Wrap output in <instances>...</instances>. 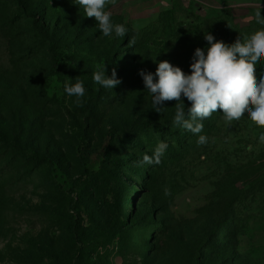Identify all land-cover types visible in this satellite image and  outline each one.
Segmentation results:
<instances>
[{"label": "rangeland", "instance_id": "374dc122", "mask_svg": "<svg viewBox=\"0 0 264 264\" xmlns=\"http://www.w3.org/2000/svg\"><path fill=\"white\" fill-rule=\"evenodd\" d=\"M22 1L25 12L0 0V264H264V128L247 113L229 125L218 110L201 121L208 143L198 146V135L173 124L176 101L153 109L140 75L164 60L191 74L207 33L232 44L264 27L244 20L258 8L264 15V0H115L106 10L124 37L103 36L74 0ZM39 30L70 73L54 70ZM104 65L121 81L113 89L93 80ZM255 75L264 76V60ZM77 79L86 89L79 103L64 92ZM161 141L171 146L161 163L134 164ZM79 150L115 179L86 176ZM226 212L237 240L194 262L197 241ZM163 228L174 231L162 238Z\"/></svg>", "mask_w": 264, "mask_h": 264}, {"label": "clouds", "instance_id": "9594fccd", "mask_svg": "<svg viewBox=\"0 0 264 264\" xmlns=\"http://www.w3.org/2000/svg\"><path fill=\"white\" fill-rule=\"evenodd\" d=\"M84 10L85 16L94 18L103 36L115 33L124 37L127 28L123 24H114L111 11L106 10L115 0H74ZM262 8L254 14L244 17L246 23L255 21L264 26ZM209 47L207 53L196 48L193 62L190 65L191 74H185L178 66H173L167 60L160 61L155 73L140 72L145 89L151 94L152 107L160 112L161 106L167 101H176L173 124L198 135L197 145L208 143V137L199 135L203 130L201 121L208 119L214 112L222 110L223 119L229 125L239 121L247 113L251 122L259 128H264V76L257 80L256 65L264 60V27L255 30L243 38L238 37L232 44L207 33L204 36ZM135 44V37L129 41V46ZM106 65L98 66L93 72V80L105 89H113L121 83L113 68L111 76L106 74ZM64 92L69 97H77V103L84 97L86 89L82 81L75 84L65 82ZM182 98L190 102L188 118L185 117V104ZM259 142L264 144V133L259 135ZM167 142L157 144L151 155L144 154L142 160L134 162L137 166L161 163ZM251 151V145L248 146ZM165 196L171 195L168 188Z\"/></svg>", "mask_w": 264, "mask_h": 264}, {"label": "trees", "instance_id": "16d2710c", "mask_svg": "<svg viewBox=\"0 0 264 264\" xmlns=\"http://www.w3.org/2000/svg\"><path fill=\"white\" fill-rule=\"evenodd\" d=\"M12 6H16L18 7L22 12L26 11V8L23 6V1L22 0H13L12 2ZM25 17V16H24ZM26 18H31L30 16H27ZM33 21L31 20L30 23H32ZM38 34L43 37L44 39L48 40L50 43V48H49V53L52 57V62H53V66H54V70L55 71H59V72H64V73H70L67 68H60L59 66V57L58 54L56 52V48H55V41L53 39H51L47 33L43 32L42 30L38 31ZM171 147V146H168ZM169 149L171 148H167V150L165 151L164 155H169ZM78 159H79V163L83 168V172L86 176H88L91 180H99V182L106 184L109 181H113L115 179L114 176H109L107 173H105L103 170L100 171H93V169H91V157L90 154L84 153L83 150H79L78 151ZM66 181H64L65 183ZM58 185L62 188H64V185H67V187L70 186V181L67 180V184H62L60 185L58 183ZM117 186H120L119 184ZM68 189V188H67ZM71 211H72V221H71V227H70V233L72 235V239L75 243V245H79L80 244V209L77 205L72 204L70 207ZM209 221V219H208ZM211 221H213V219H211ZM223 223H227V226L225 228V230H222L221 232V236H218V233L221 231V225ZM160 231V234L163 236H166L168 233L174 231V230H169V232L167 233V231L163 228ZM203 231V230H202ZM202 231L199 229L198 230V234L202 233ZM180 233V238L184 237L185 233H188V231H179ZM178 233V234H179ZM236 233H237V220H236V216L234 214H227V212L225 214H223L220 218L219 222H216L215 226L213 227L212 230L208 231L206 234H204V236L200 239V241H197V245L195 246L194 250H193V261H199L200 259L203 258L204 252L206 251L207 248L210 247L212 254H220V253H226L227 250L226 246L230 245L232 241H236ZM203 235V234H200ZM195 237V236H194Z\"/></svg>", "mask_w": 264, "mask_h": 264}]
</instances>
